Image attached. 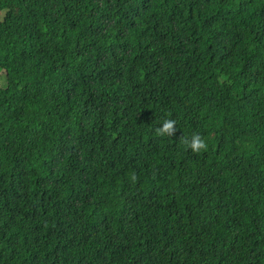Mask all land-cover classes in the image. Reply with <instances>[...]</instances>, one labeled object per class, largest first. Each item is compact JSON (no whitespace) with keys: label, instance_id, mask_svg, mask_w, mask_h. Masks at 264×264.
I'll return each mask as SVG.
<instances>
[{"label":"trees","instance_id":"16d2710c","mask_svg":"<svg viewBox=\"0 0 264 264\" xmlns=\"http://www.w3.org/2000/svg\"><path fill=\"white\" fill-rule=\"evenodd\" d=\"M3 70L0 264H264V0H0Z\"/></svg>","mask_w":264,"mask_h":264},{"label":"clouds","instance_id":"9594fccd","mask_svg":"<svg viewBox=\"0 0 264 264\" xmlns=\"http://www.w3.org/2000/svg\"><path fill=\"white\" fill-rule=\"evenodd\" d=\"M177 121L175 119H164L162 125L155 129V134L157 136H169L172 137L177 131ZM181 143L190 148L193 152L199 153L202 150H206L208 145L205 140L199 134H193L191 138L182 136L180 138ZM137 176L132 174L130 177L131 182L135 183L137 181Z\"/></svg>","mask_w":264,"mask_h":264},{"label":"rangeland","instance_id":"374dc122","mask_svg":"<svg viewBox=\"0 0 264 264\" xmlns=\"http://www.w3.org/2000/svg\"><path fill=\"white\" fill-rule=\"evenodd\" d=\"M7 85V73L6 71H0V86L5 87Z\"/></svg>","mask_w":264,"mask_h":264}]
</instances>
